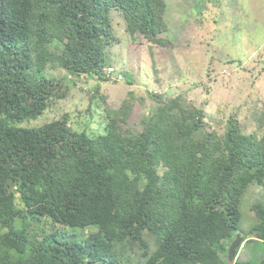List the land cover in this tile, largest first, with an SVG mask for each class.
<instances>
[{"label": "trees", "instance_id": "16d2710c", "mask_svg": "<svg viewBox=\"0 0 264 264\" xmlns=\"http://www.w3.org/2000/svg\"><path fill=\"white\" fill-rule=\"evenodd\" d=\"M166 7L0 0V264H228L237 234L252 256L232 264H264V200L241 227L249 188L264 186V111L246 132L233 116L207 125L180 94L150 93L136 131L123 126L129 102L107 110L103 133L78 130L69 113L23 125L66 97L70 79L108 81L112 67L124 80L107 55L113 10L132 39L169 46Z\"/></svg>", "mask_w": 264, "mask_h": 264}, {"label": "rangeland", "instance_id": "374dc122", "mask_svg": "<svg viewBox=\"0 0 264 264\" xmlns=\"http://www.w3.org/2000/svg\"><path fill=\"white\" fill-rule=\"evenodd\" d=\"M163 1L167 31L161 37L169 39V46L142 36L132 39L123 17L113 10L115 41L107 55L125 73L124 80L102 81L95 76L63 81L66 97L55 99L43 114L23 125H39L69 113L70 124L78 130L88 122V133H103L107 110L117 111L129 102L131 111L123 126L136 131L142 116L153 108L152 93L166 99L180 94L202 106L207 125L233 116L246 132L255 130V118L264 111V0ZM46 74L60 79L64 71L49 69ZM98 84L99 93L92 97ZM259 200H264V186L253 184L244 199V214L241 207L244 229L254 218L252 203ZM250 250L242 241L235 259H250Z\"/></svg>", "mask_w": 264, "mask_h": 264}, {"label": "water", "instance_id": "95a60500", "mask_svg": "<svg viewBox=\"0 0 264 264\" xmlns=\"http://www.w3.org/2000/svg\"><path fill=\"white\" fill-rule=\"evenodd\" d=\"M240 243H241V238L239 234H237L236 238L230 243L228 247V254H227L228 262H232V260L234 259L235 249L239 247Z\"/></svg>", "mask_w": 264, "mask_h": 264}, {"label": "built area", "instance_id": "2783aa9c", "mask_svg": "<svg viewBox=\"0 0 264 264\" xmlns=\"http://www.w3.org/2000/svg\"><path fill=\"white\" fill-rule=\"evenodd\" d=\"M112 70H113L112 67H109L106 70L108 81L110 82L121 81L123 79V75L121 73H118L117 75H115L113 72H111Z\"/></svg>", "mask_w": 264, "mask_h": 264}, {"label": "clouds", "instance_id": "9594fccd", "mask_svg": "<svg viewBox=\"0 0 264 264\" xmlns=\"http://www.w3.org/2000/svg\"><path fill=\"white\" fill-rule=\"evenodd\" d=\"M69 77H71V75H69ZM241 242H242V240H241ZM241 244V243H240ZM240 246V245H239ZM239 248V247H238ZM234 258H235V255H234ZM232 261H235V259H233ZM230 263H232V262H230Z\"/></svg>", "mask_w": 264, "mask_h": 264}]
</instances>
